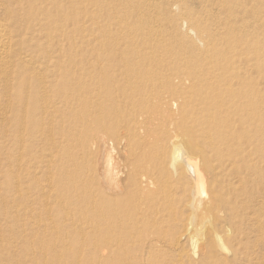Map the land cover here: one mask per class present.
Segmentation results:
<instances>
[{
  "label": "bare ground",
  "instance_id": "bare-ground-1",
  "mask_svg": "<svg viewBox=\"0 0 264 264\" xmlns=\"http://www.w3.org/2000/svg\"><path fill=\"white\" fill-rule=\"evenodd\" d=\"M7 1L42 41L25 45L0 21V69L16 81L6 88L14 140L27 149L19 158L42 143L49 173L58 149L76 162L63 176L85 164L75 183L55 180L73 193L56 197L59 209H85V222L59 212L69 238L46 226L58 240L27 246L33 264H229L226 247L207 241L220 236L215 221L244 223L245 186L262 168L263 0ZM11 182L19 196H56L41 181L26 191Z\"/></svg>",
  "mask_w": 264,
  "mask_h": 264
},
{
  "label": "rangeland",
  "instance_id": "rangeland-1",
  "mask_svg": "<svg viewBox=\"0 0 264 264\" xmlns=\"http://www.w3.org/2000/svg\"><path fill=\"white\" fill-rule=\"evenodd\" d=\"M12 4L13 3L8 2L7 0H0V21H3L6 24V29L8 30V32L13 33V35L19 36V39H24L26 43L25 45L35 46V43L40 44V42L42 44V41L39 40V36L33 35V32L29 31L28 26L24 25L25 16L23 14H19L20 12L15 11V9V14H13L12 9L14 7ZM190 5V7H192L195 11H199L204 16V14L202 13L201 4L195 2L191 3ZM261 13L262 19L261 22L258 23V25L262 29L261 32L264 46V0L263 6L261 8ZM16 18H19L20 22L23 23L24 31L23 28L22 30H19L18 27H15L17 26L16 22H18ZM183 32H185V29L183 30ZM29 34L33 37H31ZM191 36L192 34L189 36V38ZM35 37L37 38V40ZM192 37L195 39L194 35ZM33 38H35V40H33ZM56 45L54 46L56 47ZM22 55L27 56V58L29 59H33V61L36 62L37 65L41 64L40 61L36 59V57H33V55L28 52H23ZM2 70L0 69V264H33L34 255L28 253L30 251L28 250V247L33 248L35 246L36 248V246L39 244L38 242L41 241L43 243L49 240L55 241L58 240L59 236H65V238H69L65 233H63L64 225H59V222L57 221L59 217L58 215H60L59 212L62 211L61 213L65 214L68 210L69 213L74 215H72V219H75L76 222L82 223L83 219V222H85V209L83 210V213L82 210H80L79 208L74 210L73 206H69L67 207L64 213V210L62 208H60V210L59 206H57L59 205V199L56 198L57 196L70 198V195H73V193H69V195L68 193L60 191L57 185L55 184V180L56 183L57 181H60L65 172L67 173V171L70 170L76 164L75 160L65 158L61 149H58L55 152V154L58 155L60 159L50 169V173H52L53 177L55 176V179L50 177L48 169L39 168V166L41 165L39 161L41 160L42 152L40 150L44 147L42 143H39V145H37V148L30 147L31 149H29V155L27 158L25 157L26 160L25 158H19L20 154L22 153V150L27 152V149L21 148V146L17 144V142H15L14 140V133L16 130L15 124L17 117L15 111L13 112L10 110L9 105L11 104V102L13 103L15 101V98L13 96L15 89L13 90V93H11L12 95L9 97L6 91V88L12 87L13 84L15 85L14 87H16V81L11 82L9 78L6 79V76H4L2 73ZM14 70L17 71L15 68H11L10 73L14 72ZM23 72V77H28L32 74L31 71ZM261 76L264 88V71ZM20 108H22V110L24 111L23 106H21ZM27 137L29 138V140H33V138H30L29 135H27ZM262 146L263 147L260 150L259 155L262 158L261 171L263 173L261 171L258 173V176L254 181L256 184L250 183L248 186H245V191L247 190V192H249L248 194L246 192V194L248 195L247 201H249V207L252 208H246L243 213L242 210H239L241 211L243 216H247H245L246 218H244V223L240 224L237 228H233V226H231L228 221H215L214 225L216 227L217 232L221 236V239L219 236L217 237V242L216 238H210V241H207L209 240V235L207 234V231L213 228L209 226L213 218L209 215L211 217H209L211 220L207 222L206 228H203L201 230V236L197 235L199 236L197 237L199 239L197 241L198 243L205 244L206 241L207 243H211L212 239V242L214 241L215 245L217 243L223 244L227 250L224 251L220 248L221 252H219L228 256L230 261L229 264H264V141ZM118 155L119 153L118 151H116V157L120 156ZM37 159L38 163H35V160ZM84 171L85 164L83 165L82 170L76 172L70 178L67 176V174L63 176L64 183H75L79 180L80 177L84 178ZM16 178L17 180L19 179L23 182L25 191L26 187H28L31 182L41 181V184H48V187L51 186L50 188H53L54 195L56 194V196H54V198L48 197L45 194L43 195L36 190L30 191L28 194L29 197L19 196L18 193H15V191L12 189L13 185H16L14 183L12 184L11 181L13 179V182H16ZM257 180L259 181L258 183L256 182ZM80 187H78L80 191H83V189L85 190V185ZM251 194H255L253 195L252 199ZM261 205L263 206V209H261ZM30 215L35 216V220L34 218L30 219ZM202 220V218L198 219L197 226L200 225ZM54 221L58 224H56V227L54 225L53 229H50L51 231L48 233H56V235L58 234V237L53 238L46 234H44V236L43 233L45 231V228H47L46 226L52 224ZM28 223L30 225H28ZM169 223H171V221ZM220 226H224L225 228L222 230ZM175 229L177 230V228H171V230H169L172 231ZM175 231H172L171 233Z\"/></svg>",
  "mask_w": 264,
  "mask_h": 264
}]
</instances>
